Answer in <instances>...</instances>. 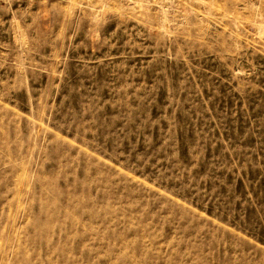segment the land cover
<instances>
[{"label":"rangeland","instance_id":"1","mask_svg":"<svg viewBox=\"0 0 264 264\" xmlns=\"http://www.w3.org/2000/svg\"><path fill=\"white\" fill-rule=\"evenodd\" d=\"M0 264H264V0H0Z\"/></svg>","mask_w":264,"mask_h":264},{"label":"bare ground","instance_id":"2","mask_svg":"<svg viewBox=\"0 0 264 264\" xmlns=\"http://www.w3.org/2000/svg\"><path fill=\"white\" fill-rule=\"evenodd\" d=\"M165 20V19H164Z\"/></svg>","mask_w":264,"mask_h":264}]
</instances>
